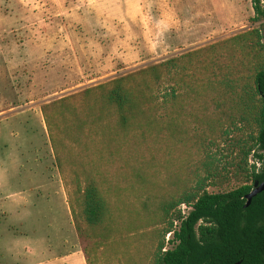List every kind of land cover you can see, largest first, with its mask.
<instances>
[{"label": "rangeland", "instance_id": "1", "mask_svg": "<svg viewBox=\"0 0 264 264\" xmlns=\"http://www.w3.org/2000/svg\"><path fill=\"white\" fill-rule=\"evenodd\" d=\"M252 14L250 0H0V264H84L68 198L89 166L122 239L111 237L96 264H125L124 248L131 262L150 264L154 221L129 167L149 193L165 192L172 179L202 174L201 152L163 129L118 142L108 113L88 105L106 81L192 49L193 84L239 75L253 36L236 48L231 36L254 28L264 45V16Z\"/></svg>", "mask_w": 264, "mask_h": 264}, {"label": "trees", "instance_id": "2", "mask_svg": "<svg viewBox=\"0 0 264 264\" xmlns=\"http://www.w3.org/2000/svg\"><path fill=\"white\" fill-rule=\"evenodd\" d=\"M250 5V22L264 16L259 0H250ZM250 35L252 55L247 54L237 76L221 75L215 85L208 84L205 76L193 84L189 67L196 63L198 49H192L106 81L109 88L88 105L108 113L118 142L135 131L163 129L172 142L201 152L202 174L172 179L165 192L149 193L152 185L139 169L129 167L139 208L154 221L150 264H264V189L243 206L252 182L264 178V45L254 28L231 36L228 42L236 48ZM82 172L85 178L74 176L71 181L68 206L74 231L85 242L84 264H96L97 253L110 245L111 237L113 244L122 239L116 236L93 166ZM208 186L215 190L208 191ZM181 203L188 207L185 214L178 208ZM168 232L170 247L163 248ZM126 252L124 248L125 264H136Z\"/></svg>", "mask_w": 264, "mask_h": 264}, {"label": "water", "instance_id": "3", "mask_svg": "<svg viewBox=\"0 0 264 264\" xmlns=\"http://www.w3.org/2000/svg\"><path fill=\"white\" fill-rule=\"evenodd\" d=\"M263 189H264V178L260 182L254 180L252 182L251 189L244 195L245 202L243 206L246 207L249 204L251 197L254 196L256 193L262 191Z\"/></svg>", "mask_w": 264, "mask_h": 264}, {"label": "built area", "instance_id": "4", "mask_svg": "<svg viewBox=\"0 0 264 264\" xmlns=\"http://www.w3.org/2000/svg\"><path fill=\"white\" fill-rule=\"evenodd\" d=\"M251 162H252V161H251ZM255 165L258 166V163L255 162ZM178 208H179L181 214H185V212L183 211V208H187V209H188V207H186L183 203L179 204ZM186 211H187V210H186Z\"/></svg>", "mask_w": 264, "mask_h": 264}]
</instances>
